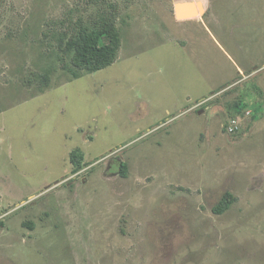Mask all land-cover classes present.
I'll list each match as a JSON object with an SVG mask.
<instances>
[{
	"label": "rangeland",
	"instance_id": "rangeland-1",
	"mask_svg": "<svg viewBox=\"0 0 264 264\" xmlns=\"http://www.w3.org/2000/svg\"><path fill=\"white\" fill-rule=\"evenodd\" d=\"M89 1L0 0V264H264V0H115L117 60L73 78L50 30Z\"/></svg>",
	"mask_w": 264,
	"mask_h": 264
},
{
	"label": "trees",
	"instance_id": "trees-1",
	"mask_svg": "<svg viewBox=\"0 0 264 264\" xmlns=\"http://www.w3.org/2000/svg\"><path fill=\"white\" fill-rule=\"evenodd\" d=\"M119 16L120 5L115 0H90L86 2L84 10L77 9L76 16L72 13L67 14L50 30L55 61L73 78L112 65L117 60L122 46ZM55 69L50 65L41 72H33L27 79L28 86L39 93L45 92L51 86ZM234 106L237 107L238 103ZM71 158L74 173L88 165L82 162L83 153L74 151ZM126 168L127 164L122 162L123 175H126ZM235 200V196L227 191L213 210L217 214H222ZM3 225L4 220L0 218V228Z\"/></svg>",
	"mask_w": 264,
	"mask_h": 264
},
{
	"label": "water",
	"instance_id": "water-1",
	"mask_svg": "<svg viewBox=\"0 0 264 264\" xmlns=\"http://www.w3.org/2000/svg\"><path fill=\"white\" fill-rule=\"evenodd\" d=\"M203 2L197 0H180L174 4V14L178 20H187L204 15Z\"/></svg>",
	"mask_w": 264,
	"mask_h": 264
},
{
	"label": "built area",
	"instance_id": "built-area-1",
	"mask_svg": "<svg viewBox=\"0 0 264 264\" xmlns=\"http://www.w3.org/2000/svg\"><path fill=\"white\" fill-rule=\"evenodd\" d=\"M228 129L230 131H235V129H237V121L233 120L232 124L228 126Z\"/></svg>",
	"mask_w": 264,
	"mask_h": 264
},
{
	"label": "crops",
	"instance_id": "crops-1",
	"mask_svg": "<svg viewBox=\"0 0 264 264\" xmlns=\"http://www.w3.org/2000/svg\"><path fill=\"white\" fill-rule=\"evenodd\" d=\"M178 1H180V0H178ZM200 16V15H199ZM187 20H191V19H187ZM179 21H184V20H179Z\"/></svg>",
	"mask_w": 264,
	"mask_h": 264
}]
</instances>
